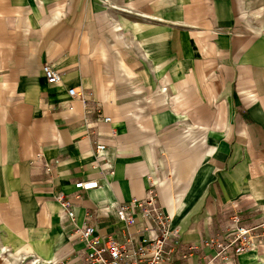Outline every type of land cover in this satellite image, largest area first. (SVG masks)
<instances>
[{"label": "crops", "instance_id": "crops-1", "mask_svg": "<svg viewBox=\"0 0 264 264\" xmlns=\"http://www.w3.org/2000/svg\"><path fill=\"white\" fill-rule=\"evenodd\" d=\"M119 1L71 25L60 3L47 14L31 0L17 25L36 28L32 40L4 48L0 34V264H83L56 196L72 199L74 225L88 214L98 235L124 240L113 207L143 199L150 179L180 243L199 249L176 264H202L234 213L264 221V0ZM88 180L98 188L75 198ZM237 263L264 264V238Z\"/></svg>", "mask_w": 264, "mask_h": 264}, {"label": "built area", "instance_id": "built-area-1", "mask_svg": "<svg viewBox=\"0 0 264 264\" xmlns=\"http://www.w3.org/2000/svg\"><path fill=\"white\" fill-rule=\"evenodd\" d=\"M42 74L48 85L60 81L58 71L49 64L43 65ZM68 96L82 99L81 93L76 89H69ZM101 118L104 123L111 121L109 117ZM104 150V145L95 143L93 152L97 157ZM107 170L111 173V166ZM148 183L143 199L118 203L113 207L114 216L126 230L124 240L111 235H98L95 227L88 223V214L83 225H74L72 199L64 194L56 196L55 200L66 221L73 224L70 237L84 243L79 256L83 264H176L189 259L199 250L194 245L180 243L178 231L171 227L172 218L159 205L155 183L151 179ZM74 186L79 191L75 193V198H79L80 192L98 188V181H78ZM110 208L106 207L105 210L109 212ZM263 238L264 221L260 224H247L238 213H234L229 216L223 231L204 241L203 247L212 250V253L203 256L202 264H238V257L257 249ZM18 262L66 264L64 260L44 261L38 257H22Z\"/></svg>", "mask_w": 264, "mask_h": 264}, {"label": "rangeland", "instance_id": "rangeland-1", "mask_svg": "<svg viewBox=\"0 0 264 264\" xmlns=\"http://www.w3.org/2000/svg\"><path fill=\"white\" fill-rule=\"evenodd\" d=\"M3 3H6V6L4 9L1 10V15L3 18H0V26L4 25V27H2V30L0 31V34H2V41L1 44L4 43V48H8V45H13V46H24L28 43L29 38L31 39V35H34L38 33V30H36V28H34V30L29 31V33H27L28 35H25V32L23 31L22 27H19L20 25H17L20 21V19L23 17L22 14H24L23 12L29 8V6L31 5V0H2ZM41 3L44 4V6L46 7V11L47 14H49V11L53 8H56V5L58 3L61 4V13H60V20L63 21L64 23H69L71 25L76 24L75 23V19L79 18L77 16V12L82 9V8H86L89 5H92L93 8L95 9V11H93L94 13H96V8H108V4H106L104 2V0H40ZM102 3V5H101ZM97 4V7H96ZM119 4L123 7H128V2H124V0H120ZM35 15H37L36 19H40L41 18V14L38 12V10L35 11ZM92 20L94 21L96 19L95 16H83L82 17V25H86V19ZM116 18H127L126 16H121V17H117ZM33 20V18H32ZM35 21V20H34ZM40 25H43L40 24ZM91 30H94V28H91ZM20 34V39L19 40H15V37L18 36ZM117 37L119 39H121L122 41L125 42V44H127V39L124 38L125 34L124 33H116ZM184 35H188L187 33H184ZM24 38V39H23ZM15 41H17V43H15ZM32 43V42H29ZM22 257H27V258H31V257H35V256H25V255H18L16 256L17 260L21 259ZM24 264H28V263H24Z\"/></svg>", "mask_w": 264, "mask_h": 264}]
</instances>
